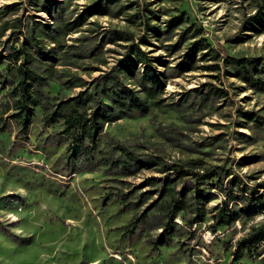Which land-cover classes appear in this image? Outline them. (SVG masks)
<instances>
[{
  "label": "rangeland",
  "instance_id": "rangeland-1",
  "mask_svg": "<svg viewBox=\"0 0 264 264\" xmlns=\"http://www.w3.org/2000/svg\"><path fill=\"white\" fill-rule=\"evenodd\" d=\"M95 1L47 0L48 11L43 0H0V81H10L0 84V264H264V242L237 249L241 237L264 226V211L212 226L214 205L238 195L230 177L264 194V0H110L104 12L67 24ZM259 8V24H250ZM196 40L208 45L193 51L183 72L176 65ZM131 43L151 59L150 72L161 74L159 105L106 124L88 155L68 158L62 121L46 123L45 113L116 71ZM19 49L28 53L25 67L44 77L34 86L41 105L27 131L10 116L7 93L23 62L22 53L12 56ZM229 58L255 59L257 71L244 79ZM118 75L139 90L128 73ZM128 155L152 163L135 170ZM171 165L217 169L220 181L202 186L203 204L189 194L168 242L153 247L166 198L142 183ZM231 199L229 206L244 205ZM196 207L202 220L191 224ZM141 213L134 232H125Z\"/></svg>",
  "mask_w": 264,
  "mask_h": 264
},
{
  "label": "trees",
  "instance_id": "trees-1",
  "mask_svg": "<svg viewBox=\"0 0 264 264\" xmlns=\"http://www.w3.org/2000/svg\"><path fill=\"white\" fill-rule=\"evenodd\" d=\"M52 2L55 3L56 1ZM108 2L110 0H96L92 5L87 6L80 12L74 21H70L67 24L77 26L87 16L93 14L91 12H104L107 7L103 3ZM43 7L48 11L52 8L51 4L47 3V0H43ZM260 14H262L261 8L255 14L249 16L248 21L250 24H259ZM174 19L168 21L169 25ZM37 29L40 32H46L44 30L45 25H39ZM50 36L57 43L59 42L57 36ZM27 44L33 48L36 47L39 54H45V51L36 46V43L28 41ZM207 45L208 43L206 41L196 40L192 42L186 48L183 59L176 66L183 72L188 71L189 63L187 60H190L193 56V51L206 47ZM20 53L23 54V62L17 66V79L14 84L11 83V87L7 90V93L10 97L12 108L14 109L10 116L19 122L21 130L27 131L34 116V108L41 105V92L34 90V86L36 84L42 85L41 80L44 77H40L30 67H25V63L29 64V59L28 53L23 49L14 51L13 58L17 59ZM229 60L233 63L236 72L244 79H251V70L257 71L255 59L229 58ZM137 64H143V71L136 70ZM117 66L116 71L113 69L106 72L102 76V80L94 85L92 89H82L71 97L59 99L53 108L45 113L44 120L46 123L62 121L63 128L61 129V133L66 134L70 139L66 147L68 158L73 157L76 159L80 156L88 155V152L95 148L98 137L106 124L122 118L133 110L138 113H145L150 106L159 105L160 99H157V97L164 90V82L160 79V73L150 72L151 59L138 45L133 43L127 45V54L118 61ZM262 70L264 72V69ZM119 73H128L137 84L139 90L125 84L120 78V75H118ZM7 82L10 83L5 76H2L0 84L5 87ZM139 91L143 94V97L139 95ZM249 118L257 121L255 118ZM126 154L130 153L126 152ZM128 156L134 161L135 170H140L142 166L152 163L150 160L133 158L131 155ZM216 171L217 169L199 171L183 166L171 165L168 167L164 166L161 169L162 175L159 177L150 176L144 179L142 184L151 186L152 192L157 193L160 197L166 198V221L163 223L161 231L150 240L153 247H158L168 242L172 234L171 224L173 223L176 212L187 207L189 194H192L194 200L203 204L201 200H205L208 193L202 186L215 176V180L220 181ZM228 175L229 173L226 174V177ZM227 180L229 185L236 186L238 195L229 192V197L225 198L223 202L214 205L215 213L212 215L213 229L232 224L242 212L247 214L250 212L264 211L263 193H259L257 188H247L246 185L237 181L235 176ZM177 182L179 183V187H176ZM210 184L217 188L219 187L220 190H225V187L220 185V183L213 182ZM230 198L234 201L241 200L244 205L239 208L229 206ZM196 208L198 213L190 219L191 224L202 220L204 210H200V207ZM144 215L145 213H141L131 218L124 225V231L127 233L134 232V229ZM261 242H264V226H260L241 237L237 241V249L247 247L248 251H252ZM237 256L238 254L234 253V257L236 258Z\"/></svg>",
  "mask_w": 264,
  "mask_h": 264
}]
</instances>
